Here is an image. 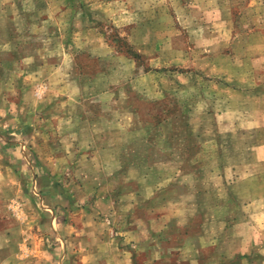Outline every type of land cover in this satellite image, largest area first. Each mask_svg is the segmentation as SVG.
Masks as SVG:
<instances>
[{"label":"crops","instance_id":"obj_1","mask_svg":"<svg viewBox=\"0 0 264 264\" xmlns=\"http://www.w3.org/2000/svg\"><path fill=\"white\" fill-rule=\"evenodd\" d=\"M220 8L225 10L224 1L213 3L210 18L206 14L193 18L195 33L187 28L196 48L216 53L211 64L228 65L225 61L232 59L234 46L241 42L247 51L264 47L263 42L254 43L252 36L264 29V14L255 16L256 22L261 19L263 26L250 27L241 40L232 16H226ZM168 36L167 47L181 51L175 42L177 35ZM189 49L192 45L184 43V50ZM255 57L263 69L257 80L250 78L253 83L247 89L239 88L244 78L229 87L228 80L221 75L213 79L209 76L205 82V77L184 70L179 86L183 92L187 87L185 93L189 92L185 106L172 117L159 118L153 114L152 118L157 120L153 124L137 127L132 119L138 111H133V106L105 108L103 114H114L117 119L104 127V142L98 138L90 140L87 147L97 143L95 150H88L86 156L76 152L71 160L89 158L94 163L87 180L83 172L72 167L74 177L81 173L83 182L76 191L81 193L78 199L85 203L76 201L69 187L56 181L62 174L52 166L44 165L37 176L30 158H26L19 140L13 136V141L5 146L7 156L0 154V174L11 175L16 167L25 180L34 174L39 178L38 194L48 207L31 203L29 208L28 202L20 203L24 228L29 231L25 230L24 237L22 226L14 243L12 230L0 229V248L3 243H10L6 247L9 254L0 264L18 262L22 240L34 243L35 254L40 255L39 264H264V54ZM189 61L185 58L180 65L188 66ZM197 81L205 84L195 86ZM150 82L157 86L150 96L156 101L175 92L170 85L159 88L155 75ZM206 88L210 91L205 92ZM208 95L222 98L225 95L232 101V107L224 110L229 111L226 122L215 126L204 123L208 111L202 110L200 100ZM224 113L218 118H224ZM117 114L130 115L132 119L124 123ZM113 131H119L117 142L111 139ZM221 134L236 142L241 139L232 157L224 153L227 146L218 144ZM96 150L102 151L103 156ZM226 154L231 156L230 152ZM99 159L101 166H95ZM66 161L67 158L57 157V163ZM16 179L12 182L15 192L19 185ZM24 191L29 197L30 189ZM181 208L183 213L177 214ZM133 211L136 214L142 211L139 216L143 225L132 227L127 220L118 236L109 238L102 217L126 220ZM10 213L9 218L12 213L15 215ZM42 235L54 237L53 247L48 246L50 243L43 244L40 250ZM115 239L119 244L133 242L135 247L129 249L127 245L129 248L121 249L113 243Z\"/></svg>","mask_w":264,"mask_h":264},{"label":"rangeland","instance_id":"obj_2","mask_svg":"<svg viewBox=\"0 0 264 264\" xmlns=\"http://www.w3.org/2000/svg\"><path fill=\"white\" fill-rule=\"evenodd\" d=\"M222 1L225 10L220 9L226 16H232L241 40L250 27L263 26L261 19L256 22L255 18L259 13L264 14V2L259 4V0H202L203 3L199 0H0V154L6 155L5 146L16 136L19 147L37 170V176L44 165L59 170L62 175L56 181L67 185L69 193L79 202L81 193L76 190L83 181L81 173L79 177L73 176L72 167L83 172L87 180L94 163L91 164L89 158L71 161L72 156L76 152L86 156L88 150H95L97 143L87 147L90 140L98 138L99 142H104V127L117 119L114 114H103L105 108L133 106L132 110L138 111L135 118L117 115L124 123L132 119L137 127L157 121L152 118L153 114L159 118L172 117L180 113L189 94L185 93L187 87L183 92L179 86L184 70L205 77V82L209 76L213 79L221 75L228 80L229 87L235 80L244 78L239 88L247 89L253 83L250 78L257 80L261 74L263 67L255 56L264 54V47L247 51L241 42L234 46L232 59L225 61L228 65L215 66L210 61L215 60L216 53L196 48L187 31L188 28L195 33L196 19L193 18L205 14L210 18L213 3L217 5ZM184 32L187 35H183ZM169 33L177 35L175 42L181 51L167 47ZM252 36L254 43H264V29ZM187 42L192 45L191 50H184ZM207 56L211 59L204 58ZM185 58L191 60L188 66L180 65ZM153 75L159 88L170 85L175 92L157 101L150 97L157 88L150 82ZM204 84L197 81L195 86ZM200 106L208 111L204 123L215 126L227 121L229 111L224 110L232 107V101L225 95L223 98L208 95L200 100ZM222 113L225 117L218 118ZM111 137L113 142L119 141V131H113ZM221 137L218 144L227 146L224 153L232 157L241 139L236 142L224 134ZM126 139L124 136L125 142ZM96 152L103 156L102 151ZM229 152L231 156L226 154ZM57 157L67 158L68 162L57 163ZM101 164L99 159L95 166ZM14 177L19 183L17 192L12 183ZM38 179L33 174L25 180L18 167L11 175L0 174V229L10 228L14 243H17L19 229L23 226L24 237L28 229L24 228L20 203L28 202L29 208L31 203L44 209L48 207L38 194ZM25 188L31 191L29 197L24 195ZM183 211L181 208L176 213ZM9 212L15 215L10 213L13 217L9 218ZM134 212L126 220L103 216L108 237L118 236L127 220L132 227L143 225L144 220L139 216L142 211ZM50 236H41L40 250L43 244L50 243L48 246L53 247L54 237ZM113 243L121 249L135 247L130 241L119 244L115 239ZM5 244L0 248V260L9 254L6 247L10 243ZM33 246L34 243L22 240L16 264H39L40 255L35 254Z\"/></svg>","mask_w":264,"mask_h":264}]
</instances>
